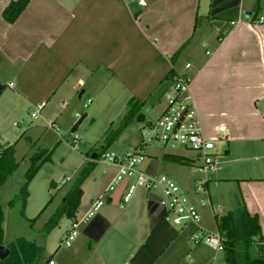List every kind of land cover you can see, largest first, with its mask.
<instances>
[{"label":"crops","instance_id":"crops-1","mask_svg":"<svg viewBox=\"0 0 264 264\" xmlns=\"http://www.w3.org/2000/svg\"><path fill=\"white\" fill-rule=\"evenodd\" d=\"M10 1L0 0V124L3 118H19L12 125L20 135L34 127L52 129L50 120L56 129L58 120L69 128L81 114V122L87 117L93 120L94 111L84 108L103 97L107 100L105 110H118L123 117L129 100H147L173 68L177 76L188 80L187 95L204 134L216 138V168L208 175L201 174L207 188L201 199L209 205L200 207L201 199L195 201L190 190L181 189L198 211L210 209L213 231L217 230L215 216L244 204L249 214L257 217L264 237V166L223 167L250 152L257 153L264 143V0H143V4L137 0H27L9 23L2 11ZM259 17L263 22L256 23ZM177 50L179 54L171 63ZM165 106L166 100L160 113ZM25 115L30 117L28 122ZM113 124L110 121L108 128ZM220 126L225 127L223 132ZM19 138L4 146L14 147ZM71 142L74 144L73 139ZM138 143L133 148H139ZM146 146H140L142 152ZM185 151L176 155L194 166L193 153ZM165 153L170 152L152 154L155 160L145 154L144 171L165 175ZM109 165L115 171L105 192L117 171ZM211 179L236 183L233 204L228 202L231 206L217 201L220 214H215L208 191ZM105 192L93 198L83 190L74 221L79 222L77 230L83 227L80 236L87 251L81 257L73 251L71 264H128L145 243L151 222L158 219L153 205L149 215V197L143 195L148 199L146 213L144 203L141 208L131 205L121 211L109 204L87 222L82 221ZM74 221L70 220V225ZM203 224L201 220L200 227L213 232ZM68 233L66 230L63 238ZM78 238L77 234L75 241ZM216 259L214 254L210 264ZM51 261L55 264L53 256Z\"/></svg>","mask_w":264,"mask_h":264},{"label":"rangeland","instance_id":"rangeland-1","mask_svg":"<svg viewBox=\"0 0 264 264\" xmlns=\"http://www.w3.org/2000/svg\"><path fill=\"white\" fill-rule=\"evenodd\" d=\"M168 93H170V91ZM165 99L166 95L154 106H149L148 104L143 106L140 114L144 115V120H137L139 114L135 116L132 123L129 124L119 138L114 141L106 151H130L134 148L136 149V147L133 148V146L138 142L140 143H138V147L141 149L140 146H142V141H149L146 144V148L143 149V153L146 154L150 160L156 159L152 154L159 155L161 152H170L174 154L186 152L185 149L178 145L167 144L163 147L158 141L150 140L152 135V123L158 117ZM106 105L107 100L105 97L96 102L93 100L92 106L89 105L84 108L85 110L94 111L92 116L93 120L91 117L85 118L75 131H71L74 124L70 126L71 128H66L58 120L59 127L56 130H44L43 128L34 127L33 131L20 135L19 131L12 125V121L16 119L19 121V118H3L1 120L0 143L3 146L7 142H14L20 136L14 145L13 153L15 160L19 163L18 167L8 177L6 182L0 186V205L4 213L2 224L3 246L14 242L20 237L30 241L36 239L37 243L44 247L43 261L53 256L55 264H71L69 258L73 251L80 257L87 251V243L80 236L83 227L77 230L79 238L71 243V247L67 248L61 245L64 238L67 236L65 235L63 238L65 231L71 230L70 220L67 218L61 219L58 227L53 229L43 241L41 239L39 240V236L41 228L48 221L55 211V208L60 204L61 199L66 195V191L70 189L82 168L89 161H94L96 168L91 171L90 175L82 184L86 196L96 198L98 194L105 192V187L114 174L115 169L102 159L101 154L103 152H101V147L104 144L105 136L112 128L117 127L122 118L121 114L119 116L118 110H105ZM80 116L76 118L74 123L79 120ZM23 118L25 122L30 120L28 115H25ZM110 121L114 122L111 129L108 128ZM28 135L32 137V141H29ZM74 136L78 138L77 144H72L71 142ZM37 137L40 138L36 140ZM54 144L56 145L51 152L50 158L40 166L27 185L28 195L23 213L20 214V201L17 199L14 200L13 206H10L9 202L15 198L18 194L19 187L25 181V172L30 164L29 158L36 151L47 148L50 149ZM221 146L220 144V146L217 145L216 147ZM256 151L257 153L250 152L248 155H245L243 159L228 163L223 167H227L228 169L233 167H235V169H240L242 165L252 166L258 164L264 166V143L262 144V148ZM93 154H100V156L92 159L91 156ZM253 155H260L261 157ZM236 158L238 159L239 156H236ZM165 164L164 173L167 177L177 182L181 188L190 190L192 193L191 197L195 201H198L202 197L204 198L205 193L196 191L195 189L196 185L202 181L201 174L198 173L196 167L189 164H175L170 161L165 162ZM61 180H65V182L61 183ZM214 182L215 181L212 179L209 181L210 189L208 191L211 198L214 199L213 207L215 209V214H220V209L216 207L217 201L222 202L223 200L225 201L224 204L228 205V202H231L233 199V194L237 191V188L234 181ZM53 184H57L58 188H54ZM153 191L156 195L162 196L163 191L161 188L153 189ZM205 191L207 192V188ZM149 193L151 192H148L144 187H138L130 203L124 208L127 209L128 206L133 205V207L137 209L141 208L144 203L146 213L148 199L144 200L143 197H148ZM104 196H107V194H104ZM231 204H233V202H231ZM228 206L225 208H232ZM111 208L114 209L112 206ZM199 211L202 216V223L204 222L206 225L205 227L211 231L215 230L210 209L201 208ZM194 227L195 226H189L183 229L176 228L178 234L175 241L154 264H205L207 261L210 264V259L214 254L217 256L215 264H224L222 258L223 252L215 253L206 248L203 244H193L191 236L195 231Z\"/></svg>","mask_w":264,"mask_h":264},{"label":"trees","instance_id":"trees-1","mask_svg":"<svg viewBox=\"0 0 264 264\" xmlns=\"http://www.w3.org/2000/svg\"><path fill=\"white\" fill-rule=\"evenodd\" d=\"M258 2L259 0H257ZM26 5L27 0H11L3 9L2 17L5 21L12 23ZM256 15L257 11L252 17L255 18ZM178 54L179 51L177 50L170 57L171 63H174ZM175 77L179 76L171 68L159 84L166 80L172 81ZM184 79L187 80V78ZM146 102L147 100H129L127 112L117 127L111 129L105 136L101 152H106L111 144L118 139L134 117L142 112ZM51 152L52 149H42L30 156V164L25 172V181L19 187L15 198L9 202V205L13 206L14 200L20 201V214L23 213L28 195L27 185L40 166L50 158ZM13 153V144L3 146L0 143V186L6 182L8 177L18 167L19 163L15 160ZM100 154H97L96 158ZM162 158L179 164L189 163L185 157L176 154L165 153ZM94 167L95 162L89 161L82 168L61 203L41 228L39 240L43 241L53 229L58 227L61 219L67 218L74 221L83 195L82 184ZM214 219L217 230L225 237L223 246L225 264H264V237L262 236L257 217L250 215L244 204H239L234 210L228 211L222 216H215ZM3 220L4 213L0 205V246H3ZM177 234L176 229L164 222V220H160L157 226L150 231L145 243L138 248L128 264H154L176 238ZM3 247L7 251V256L3 260L0 259V264H49L52 260V256H50L46 261H43L44 247L38 244L36 239L30 241L20 237Z\"/></svg>","mask_w":264,"mask_h":264},{"label":"built area","instance_id":"built-area-1","mask_svg":"<svg viewBox=\"0 0 264 264\" xmlns=\"http://www.w3.org/2000/svg\"><path fill=\"white\" fill-rule=\"evenodd\" d=\"M139 4H143V0H137ZM263 22V18L259 17L256 23ZM171 82L166 95V106L152 123V135L150 140L158 141L162 146L167 144L178 145L181 148L193 153L192 162L197 171L202 175H208L216 168V138L208 137L204 134L195 108L187 95L188 80L182 77H175ZM170 91V93H168ZM32 116L35 113L31 114ZM48 126L56 129V124L50 120ZM220 131H224L225 127L220 126ZM77 137L74 136L73 143L77 144ZM142 141V146L148 143ZM103 160L116 166L117 171L112 181L108 185L105 194L95 200L86 215L84 222L90 220L105 205L112 203V195L125 182L121 191L117 209L123 210L131 201L136 189L144 187L148 192V197L153 195L159 200L158 206L163 211L162 220L173 228H186L195 226L196 229L191 236L194 245L203 244L211 251L218 253L223 252L225 237L218 231H206L200 227L201 216L197 206L190 200L184 190L172 179L166 175H150L142 168L143 163L147 160L145 154L140 148L132 149L124 154H117L113 151H106L101 154ZM62 180L61 183H64ZM161 188L162 196L153 193V189ZM196 191L205 192L204 183L201 181L196 185ZM209 203L205 199L199 200V206L205 207ZM79 222L71 223V230L64 238L61 245L69 248L71 243L77 237V228ZM49 264H53L50 261Z\"/></svg>","mask_w":264,"mask_h":264},{"label":"water","instance_id":"water-1","mask_svg":"<svg viewBox=\"0 0 264 264\" xmlns=\"http://www.w3.org/2000/svg\"><path fill=\"white\" fill-rule=\"evenodd\" d=\"M171 82L170 81H163L161 84H159V86L152 92V94L149 96V98L147 99V104L149 106H154L162 97L163 95L167 92L168 88L170 87ZM84 116H82L73 126L72 131H75L77 126L80 124L81 120L83 119ZM143 119V114H139L137 117V120H142ZM93 157H96V154H93ZM145 163V162H144ZM143 163V165H144ZM143 168V166H142ZM125 185V182L122 183L119 188L115 191V193L112 195V203L111 206L114 207V209H116V206L118 204L119 201V197L121 195V191L123 189ZM159 199L153 195L149 196V215H151V209L150 206H154L155 208H157V213L158 214V219L155 220L153 223L151 222V227H150V231H152L155 226H157V224L160 222V220H162L163 217V211L162 209L158 206V201ZM111 206H109L111 208ZM105 207V206H104ZM7 256V251L5 250V248L3 246H0V259L3 260L5 257Z\"/></svg>","mask_w":264,"mask_h":264}]
</instances>
